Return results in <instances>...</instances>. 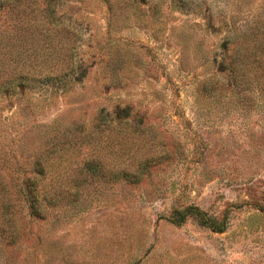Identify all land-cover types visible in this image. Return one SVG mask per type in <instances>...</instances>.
I'll return each instance as SVG.
<instances>
[{
    "label": "rangeland",
    "instance_id": "rangeland-1",
    "mask_svg": "<svg viewBox=\"0 0 264 264\" xmlns=\"http://www.w3.org/2000/svg\"><path fill=\"white\" fill-rule=\"evenodd\" d=\"M71 138L145 171L89 180ZM37 159L73 196L22 199L0 264H264V0H0V182Z\"/></svg>",
    "mask_w": 264,
    "mask_h": 264
},
{
    "label": "trees",
    "instance_id": "trees-1",
    "mask_svg": "<svg viewBox=\"0 0 264 264\" xmlns=\"http://www.w3.org/2000/svg\"><path fill=\"white\" fill-rule=\"evenodd\" d=\"M107 116L106 114L103 118H107ZM77 140L76 138H71L69 141L63 142L59 147H56L55 153H60L59 155H62L63 152H68L73 149L77 150V155H81L82 157L80 161L77 162V171L79 175L82 173L85 175L84 177H87L89 180H97L100 177L104 178L106 174L113 179L136 180L138 179L137 177L145 171L143 168L133 171L123 168L104 170L105 159L99 150L100 148L98 149L94 145L88 146L87 144L75 147L78 142ZM122 141L124 143L127 142L126 139ZM36 162L37 165L34 171L25 179L21 186V190L10 181L5 185L0 182V239L2 241L6 239L9 241L16 234V230L18 229L16 222L18 219L17 217L21 215L22 199L26 201L28 211L40 217L44 210L42 205L48 204L52 207L58 201L59 197L68 202L70 197L73 196L72 189L75 187L73 185V174H68L67 171H62L54 167L49 161L45 163L43 159H37ZM42 163H44V165H42ZM57 183H59L60 186H57ZM62 184L64 185L62 186ZM189 216H193L199 224L207 226L217 232H222L226 226V215L218 220L209 217L196 205H187L175 211V219L177 220L174 221L182 223Z\"/></svg>",
    "mask_w": 264,
    "mask_h": 264
}]
</instances>
